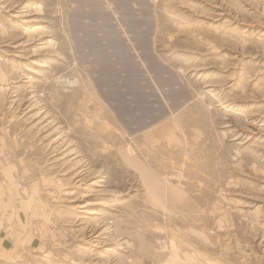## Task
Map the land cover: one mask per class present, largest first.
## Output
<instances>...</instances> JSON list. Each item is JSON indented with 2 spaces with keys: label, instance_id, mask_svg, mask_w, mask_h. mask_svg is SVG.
I'll use <instances>...</instances> for the list:
<instances>
[{
  "label": "rangeland",
  "instance_id": "obj_1",
  "mask_svg": "<svg viewBox=\"0 0 264 264\" xmlns=\"http://www.w3.org/2000/svg\"><path fill=\"white\" fill-rule=\"evenodd\" d=\"M12 166L0 264H264V0H0Z\"/></svg>",
  "mask_w": 264,
  "mask_h": 264
},
{
  "label": "crops",
  "instance_id": "obj_2",
  "mask_svg": "<svg viewBox=\"0 0 264 264\" xmlns=\"http://www.w3.org/2000/svg\"><path fill=\"white\" fill-rule=\"evenodd\" d=\"M19 178L16 166L0 167V179L7 182L0 181V258L14 250L17 252L24 243L27 249L39 246L38 238H29V229L34 220L46 216L47 208L20 190Z\"/></svg>",
  "mask_w": 264,
  "mask_h": 264
}]
</instances>
